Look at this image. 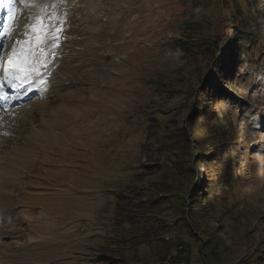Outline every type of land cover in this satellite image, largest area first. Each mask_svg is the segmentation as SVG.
<instances>
[{
    "label": "rangeland",
    "instance_id": "rangeland-1",
    "mask_svg": "<svg viewBox=\"0 0 264 264\" xmlns=\"http://www.w3.org/2000/svg\"><path fill=\"white\" fill-rule=\"evenodd\" d=\"M78 1L80 39L71 44L81 50L62 60L64 78L45 104L4 118L5 194L21 183L0 262L9 254L16 264H170L164 255L190 252L191 264H264V0ZM58 106L68 110L63 142L53 155V144L38 147L36 171L26 170L24 144ZM213 141L219 151L208 153ZM134 185L135 197L152 199L148 211L125 204ZM210 185L208 210L196 213ZM127 219L150 232L131 248L119 244L130 241Z\"/></svg>",
    "mask_w": 264,
    "mask_h": 264
},
{
    "label": "bare ground",
    "instance_id": "bare-ground-1",
    "mask_svg": "<svg viewBox=\"0 0 264 264\" xmlns=\"http://www.w3.org/2000/svg\"><path fill=\"white\" fill-rule=\"evenodd\" d=\"M31 1L35 2L36 0H31ZM90 1L93 4V0H90ZM83 10H84V8H83ZM85 13L88 14L89 10H86ZM80 20H82V19H80ZM81 26H82V23L80 21L79 22H75V25L72 27V28H74V30L72 31V34H74V32H76V31H78ZM94 32H96V31H94ZM75 37H76V39H78L77 36H75ZM77 52H78V50H77ZM56 73L57 72L55 71V74ZM59 73L61 74V76L63 75L62 72L59 71ZM54 77H55V75H54ZM62 77L64 78V76H62ZM62 82H64V81H62ZM49 93L51 94V90L49 91ZM57 98H59V96ZM42 102L43 101H41V100L38 101V103L45 104V102H43V103ZM47 108H48L47 110L50 109V107H48V106H47ZM53 109H56L55 113L51 112ZM63 109H65V108H61V107L58 106L56 108H52L50 110V112L45 113L44 117L42 119V124H41V127L44 126L45 130H43L44 128L40 129L41 127L39 129L37 128L36 132L33 134V137H32L33 140L29 139L24 144V147L26 149L30 148V152L29 153H30V155H32V161L28 162L25 165L26 170L30 168L32 172L36 171V169L33 168L32 166L34 164H36V162L38 161V159L36 158V156H37L36 153H39V151H37L38 147H42L43 151H44L46 145L53 144L52 145V149L50 151V154L53 155V153L55 151L54 150V146L58 145L57 140L62 141V139L59 136L61 130H58V129L60 128L61 124L63 123V120L67 118L66 116L68 114V110L66 109L67 110V112H66V111H63ZM50 114L52 115V119H50L48 117ZM43 137H44V139H47V140L46 141L40 140L41 142L39 144H37L36 140L39 139V138H43ZM33 142H34V144H33ZM20 155L21 154L18 151L17 155H16L17 156L16 158H18ZM27 155H25V156H27ZM7 157H9V156H7ZM2 162H4V161L1 159L0 160V216H2V222L0 221V238H2L4 235L9 233L10 231H13V229H9V226H11V225L9 224L10 221H8V215L10 214V212L13 211V207H14L11 197H12L13 193L15 192L16 187H18V184L21 183V180H20L21 176L16 177L14 179L15 181L13 183V186H14L15 189L14 190H9L7 192V194H5V186L9 185L11 183V181H7L6 179H8V178L5 179ZM21 162L22 161H20V164H21ZM26 170H25L24 173H26ZM65 192L66 191H65L64 188H60V194H58L59 197L62 198L63 195L65 194ZM42 219L46 223H49L50 220L52 219V216L50 214H44L42 216ZM1 247H2V245L0 244V248ZM46 248L53 249L52 245H49ZM16 260L17 259H15V256L8 254L6 256V258H5V260L2 261V263H0V264H16V263H18ZM22 264H25V263H22Z\"/></svg>",
    "mask_w": 264,
    "mask_h": 264
},
{
    "label": "trees",
    "instance_id": "trees-1",
    "mask_svg": "<svg viewBox=\"0 0 264 264\" xmlns=\"http://www.w3.org/2000/svg\"><path fill=\"white\" fill-rule=\"evenodd\" d=\"M240 15V13H237V14H235V15H231V17L232 18H236L237 16H239ZM242 22V21H241ZM245 25H246V23L245 22H243V23H240V26L241 27H245ZM237 36H240V34H238ZM240 37H242V36H240ZM254 41V38L253 37H246L244 40H243V44H245V46H247V48L248 47H250L251 45H252V42ZM231 42V44H234V41L233 40H231L230 41ZM201 44H203L202 42H199V45L201 46ZM248 50V49H247ZM247 53H250V51H247ZM235 64H237V63H235ZM203 96L205 97V95L203 94ZM218 123L220 124V125H222L223 123H222V119H218ZM204 128H208V126L207 125H204ZM197 134H199V133H197ZM212 137H214V138H217V134H215V135H212V136H210V138H212ZM206 145V144H205ZM210 145H212V146H214L208 153H212L213 152V150H215V151H219L218 150V141H213V143H211ZM180 148H181V150H183L184 151V149H183V146H181L180 145ZM234 150H237L235 147L233 148ZM208 153H205V155H208ZM215 153H217V152H215ZM211 155H213L212 157L214 158V153L213 154H211ZM208 159V158H207ZM207 161H209V159L207 160ZM143 168V167H142ZM143 172H144V168H143V170H142ZM209 171L210 172H212L211 171V168L209 169ZM211 181H213V182H215L216 181V179H215V175L214 174H212L211 173ZM138 185V184H137ZM137 185H134V186H130L129 187V195H127V196H125L124 198H123V200L125 201V204L127 205V206H129L128 204H127V202L129 201V202H132L131 203V206L132 207H134L135 209H136V211H137V213H139V211L138 210H142L143 208L146 210V211H148V206L150 205V201L152 200L147 194H145V198L144 199H141V198H143V197H140V199H138V195L139 194H137V197H135L134 195H133V192H134V190L137 188ZM191 185L193 186V192H194V194H196V191H198L199 190V186H198V183H196V182H192L191 183ZM215 186L216 185H210V188H209V193H208V196L206 195L207 193H204L203 191L200 193V197H201V199H197L196 200V203H193V209L196 211V213H202V207H205L206 208V210H208V205L210 204V203H207L208 201H209V198L210 197H212L213 196V192H215ZM218 189H219V187H217ZM192 193V191H190V190H187V193ZM174 193H176V191H173L172 193H170V195H172V194H174ZM177 194V193H176ZM143 195V194H142ZM141 195V196H142ZM204 200V201H203ZM207 203V204H206ZM124 204V206H123V208L124 207H126V205ZM122 210H121V209ZM118 210H119V212L117 213V215H121L120 214V211H124L123 210V208L122 207H120ZM136 213V214H137ZM136 214H132V215H136ZM116 215V216H117ZM144 219H147L149 216H150V214L147 212V213H145L144 215ZM155 217V216H154ZM118 218V217H117ZM128 221H130L131 222V232L129 233V234H127L128 236L127 237H130V241L128 242V240H126V239H124V240H120V242H119V244L122 246V244H126V245H129L130 246V248L131 247H133L134 245H133V243L131 242V240L132 239H134V238H136V237H138V236H140L142 233H144V232H147L149 235H150V232L148 231V229H145V230H143V231H141L140 233H138L137 231H134L133 230V224H134V221H132V219H127ZM124 221V220H123ZM122 221V222H123ZM121 222V223H122ZM121 223H117V225H119V227L121 226ZM251 230H253V229H249V232L251 231ZM120 232V231H119ZM131 233H133V235L132 236H129ZM116 234H119L118 232L116 233ZM209 245V244H208ZM207 245V246H208ZM121 248H124V247H121ZM127 248H129V247H127ZM153 248V247H152ZM201 250H202V248H201ZM177 252H179V249L177 250ZM175 254V253H174ZM171 255V257L169 258V259H167V256L166 255H164L162 258H164V260H166V261H168L170 264L171 263H173V264H191V262H192V255L190 254V252H187V253H185V254H181L180 256H179V259H177V254L176 255ZM208 253L207 252H205V251H203V259L204 260H206V261H209V262H213V259H210L209 257H208Z\"/></svg>",
    "mask_w": 264,
    "mask_h": 264
}]
</instances>
